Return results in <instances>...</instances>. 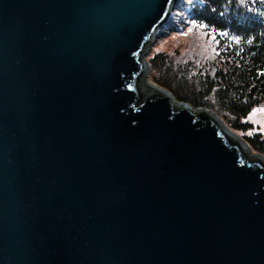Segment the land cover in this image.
I'll use <instances>...</instances> for the list:
<instances>
[{"label":"water","instance_id":"1","mask_svg":"<svg viewBox=\"0 0 264 264\" xmlns=\"http://www.w3.org/2000/svg\"><path fill=\"white\" fill-rule=\"evenodd\" d=\"M178 1L0 0V264H264V156L145 80Z\"/></svg>","mask_w":264,"mask_h":264},{"label":"trees","instance_id":"2","mask_svg":"<svg viewBox=\"0 0 264 264\" xmlns=\"http://www.w3.org/2000/svg\"><path fill=\"white\" fill-rule=\"evenodd\" d=\"M191 24L210 32L216 42L214 62L181 93L168 88L177 100L217 115L232 131L251 128L241 122L264 103V0H187ZM152 58L149 69L164 63ZM165 65V64H164ZM153 80L165 85L156 76ZM253 152L264 156V134L242 137Z\"/></svg>","mask_w":264,"mask_h":264},{"label":"rangeland","instance_id":"3","mask_svg":"<svg viewBox=\"0 0 264 264\" xmlns=\"http://www.w3.org/2000/svg\"><path fill=\"white\" fill-rule=\"evenodd\" d=\"M185 1L187 0L177 2L171 12L175 22L168 25L167 29L161 30L145 58L149 66L148 62L152 58L157 55L161 56L158 60L164 62L162 66L160 65L156 71H151L147 67V76L149 81L158 88L168 92V88L173 89L176 93L186 90L191 83L189 75L197 76L207 68L210 71L209 65L214 62L217 54L214 36L190 23L186 14L188 4ZM154 76L163 81L165 85L156 83L152 78ZM241 122L250 125L251 128H247V131H233L238 137L242 138L253 134L263 135L264 103L252 109L246 117L241 118Z\"/></svg>","mask_w":264,"mask_h":264},{"label":"bare ground","instance_id":"4","mask_svg":"<svg viewBox=\"0 0 264 264\" xmlns=\"http://www.w3.org/2000/svg\"><path fill=\"white\" fill-rule=\"evenodd\" d=\"M173 22H175V18H173V17H172V14H170V15H169V19H168L167 24L164 25L161 29H159V30L156 32L155 36H158V34L161 33V30H162V29H167L168 25L172 24ZM145 80H146V83H147V84H150V85L156 86V85L153 84L151 81H149V77L147 76V74H146V78H145ZM156 87H157V86H156Z\"/></svg>","mask_w":264,"mask_h":264}]
</instances>
